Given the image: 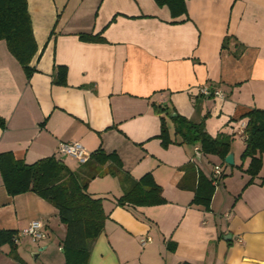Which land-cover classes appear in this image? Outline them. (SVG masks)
<instances>
[{"label":"crops","instance_id":"obj_1","mask_svg":"<svg viewBox=\"0 0 264 264\" xmlns=\"http://www.w3.org/2000/svg\"><path fill=\"white\" fill-rule=\"evenodd\" d=\"M27 9L37 44L30 79L0 41V154L31 165L78 142L90 156L115 153L133 180L150 174L165 199L118 206L125 188L117 177L91 180L87 192L102 200L106 220L88 264H264V155L255 177L241 157L245 116L264 109V0H187L176 18L153 0H27ZM56 66L67 70L65 86L53 84ZM176 115L230 138L234 164L201 151L193 158L175 134ZM188 165L214 186L207 210L192 202ZM32 222L46 238L3 243L0 264H64L65 235L56 208L31 192L10 196L0 174V232L17 235Z\"/></svg>","mask_w":264,"mask_h":264},{"label":"trees","instance_id":"obj_2","mask_svg":"<svg viewBox=\"0 0 264 264\" xmlns=\"http://www.w3.org/2000/svg\"><path fill=\"white\" fill-rule=\"evenodd\" d=\"M159 7H167L173 18L186 14L187 0H153ZM80 38L88 42H100L98 36L82 35ZM228 37L224 38L221 47L227 48ZM0 41H4L8 51L22 67L26 78L35 72L30 66L37 52L27 0H0ZM239 57L240 53H234ZM53 84L66 85L67 70L56 66ZM157 114L164 110L156 109ZM245 149L242 159L249 158L250 163L245 173L255 177L261 167V156L264 155V109H253L246 114ZM175 126V134L184 142H192L200 146L206 155H215L224 163L231 151V140L228 137L209 136L202 123H193L176 115L171 117ZM5 121L0 118V128ZM160 138L163 147L170 143L168 126L165 118L160 117ZM64 157H49L27 165L16 160L11 153L0 154V174L4 187L10 196L31 192L44 199L58 211L60 222L65 227V235L61 241L64 264H88L90 247L103 231L106 215L102 208V200L94 198L87 192L88 184L96 177L110 175L117 177L125 188L124 194L116 201L118 206L147 207L165 203L162 188L156 184L150 174L139 180H133L122 169L121 161L115 153L92 154L84 164L81 172L70 171L63 163ZM185 179H191L189 188L194 192L192 202L205 210L209 209L214 193L211 181L193 165L185 170ZM183 180V182H184ZM182 182V187H184ZM16 235L0 232V245L13 243Z\"/></svg>","mask_w":264,"mask_h":264},{"label":"built area","instance_id":"obj_3","mask_svg":"<svg viewBox=\"0 0 264 264\" xmlns=\"http://www.w3.org/2000/svg\"><path fill=\"white\" fill-rule=\"evenodd\" d=\"M201 93L203 95L210 94V90L208 86H204L201 89ZM211 94H213L219 99L222 98L221 93L218 91H214ZM195 152L196 153L200 152L199 147H195ZM56 155L58 157L71 158L81 165L85 164L90 159V154L86 152L84 147L80 143L73 142V141L59 143L56 148ZM213 174H214V177L220 176L221 167L218 165L214 166ZM19 237H28L33 242H37V241L45 239L46 234L40 230V225L37 222H32L31 224H29L27 228H25L24 230H22L16 235L15 240L18 239ZM146 241H148V239L142 240L141 241L142 245L145 244Z\"/></svg>","mask_w":264,"mask_h":264},{"label":"rangeland","instance_id":"obj_4","mask_svg":"<svg viewBox=\"0 0 264 264\" xmlns=\"http://www.w3.org/2000/svg\"><path fill=\"white\" fill-rule=\"evenodd\" d=\"M179 140H181V141H183V139H182V137L181 136H179ZM183 145L184 146H186L187 148H189V149H192V150H194V154H193V158H195V159H199V153H196L195 152V144H193L192 142H184L183 143ZM197 145V144H196ZM197 147V146H196Z\"/></svg>","mask_w":264,"mask_h":264},{"label":"water","instance_id":"obj_5","mask_svg":"<svg viewBox=\"0 0 264 264\" xmlns=\"http://www.w3.org/2000/svg\"><path fill=\"white\" fill-rule=\"evenodd\" d=\"M224 163L227 165H233L234 161H233V154H228L225 159H224ZM63 251V250H62Z\"/></svg>","mask_w":264,"mask_h":264}]
</instances>
